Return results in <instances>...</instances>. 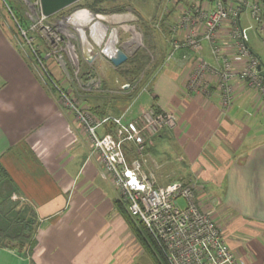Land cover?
I'll return each mask as SVG.
<instances>
[{
    "label": "crops",
    "instance_id": "0c3cea01",
    "mask_svg": "<svg viewBox=\"0 0 264 264\" xmlns=\"http://www.w3.org/2000/svg\"><path fill=\"white\" fill-rule=\"evenodd\" d=\"M167 1L164 28L196 3ZM201 5L212 6L210 2ZM173 11L177 16L171 20ZM241 21L244 26L250 23L245 12ZM11 26L8 21H0V164L12 183L11 202L30 207L38 224L36 245L28 251L0 247V264H152L118 210V192L103 173L99 154L73 114L61 106L54 85L19 44ZM231 28V24L223 25L217 42L240 67L244 61L237 59L229 37ZM184 34L179 30L167 39L181 40ZM164 39L167 44L161 66L123 117L128 123L150 107L177 116L174 129L159 132L147 143L143 169L153 175L157 186L174 181L165 154V148L170 147L176 152L174 156L189 166L183 178L186 183L208 186L221 181L227 206L246 215V221L230 220L238 235H232L226 244L241 264H264V98L236 80L232 105L223 114L214 76H208V97L187 88L199 57L217 65L209 44L202 42L199 54L177 50L167 61L170 48ZM256 46L250 38L249 47L264 69ZM50 59L44 56L46 64ZM100 60L111 72L107 77L118 83V67L103 57ZM58 63L60 74L65 75L63 88L79 104L87 107L82 100L94 95L96 99L90 98V104L97 114L120 108L118 96L123 93L118 91L110 97L107 94H114L111 88L102 92L101 87L92 88V81L86 78L85 83L72 85L66 76V64ZM112 131L110 123L100 130ZM215 221L221 222L222 229L229 224L224 216H217Z\"/></svg>",
    "mask_w": 264,
    "mask_h": 264
},
{
    "label": "built area",
    "instance_id": "2783aa9c",
    "mask_svg": "<svg viewBox=\"0 0 264 264\" xmlns=\"http://www.w3.org/2000/svg\"><path fill=\"white\" fill-rule=\"evenodd\" d=\"M1 1L26 44L32 49L36 67L47 75L54 85L61 106L73 114L93 150L99 154L102 171L111 179L118 192V202L125 207L134 221L146 228L155 252L164 264H241L237 255L226 244L215 221L198 207L192 185L184 181H172L165 186H157L153 175L143 169L147 143L159 132L174 129L177 116L171 111L150 107L128 123L123 122L124 116L95 118L88 110L80 108L68 93L53 82L32 46L33 39L28 36V28L24 30L18 25L6 0ZM22 1L26 16L32 18L28 25L29 30L39 33L49 50H53H50L51 53L59 50L60 43L63 42L61 35L68 39L66 52L72 58H77V49H84L89 44L88 37L99 49V45L103 44L106 33L99 44L93 36V24L101 23L103 17L93 14L90 10L82 8L69 17L53 21L51 19H54L57 13L49 17L43 15L40 0ZM203 2H210L212 6L203 7ZM244 12L250 19L247 26L241 21ZM88 16H91V21L86 24L84 30L88 31L89 36L84 33V40L79 36V45L71 44L69 25L72 26L70 28L74 36L75 32L78 33L75 22ZM225 24L232 26L229 37L235 45L237 59L244 61L240 67L235 65L217 42V33ZM178 27L183 28L186 39L182 43H174L173 51L187 48L198 54L202 42H206L217 63L213 66L199 57L188 80L189 91L208 95V85L203 87L204 77L208 74L217 78L224 110L232 104L231 82L235 79L257 89L264 98V78L259 76L257 70L260 62L248 47L249 31L264 45V0H196L192 8L181 15ZM172 56L171 53L167 59ZM109 123L113 125V131L100 132ZM179 201L184 203L183 207L179 205Z\"/></svg>",
    "mask_w": 264,
    "mask_h": 264
},
{
    "label": "rangeland",
    "instance_id": "374dc122",
    "mask_svg": "<svg viewBox=\"0 0 264 264\" xmlns=\"http://www.w3.org/2000/svg\"><path fill=\"white\" fill-rule=\"evenodd\" d=\"M94 0H80L79 2L75 3L74 5L60 11L54 16V19L51 20H59L61 17H69L72 13L75 11L85 8L83 5H86V3H90ZM170 1V0H169ZM180 1V0H178ZM22 0H6V4L13 9V11H16L17 13H20L24 17V21H26L25 24H21V27L26 30L28 28V36L33 39L32 41V46L35 49L37 55L40 57L41 61L44 63V66L46 70L48 71V75L54 80L55 84L64 92L68 93L64 88V77L65 75L62 76L60 74V67L57 66L59 65L58 61L60 60L61 62L63 61L66 66H65V72L66 76L70 81H72V85H81L82 83H85L84 78H86L88 81H92L89 85L92 88H100L101 91L103 92L105 89H110L111 92L114 94L110 93L107 94L108 96H116V92L120 91V93H123L122 95H117L119 98L118 100V106L120 108H116V110L107 109L104 117H122L127 113L128 107L131 104L132 100L137 97L139 93H142L143 91L147 90V86L145 84L149 83L150 80H152L157 73V71L152 74V76L144 82V74H140L137 78L134 76H121L125 71L128 69H131L132 66L128 63V61L135 57L136 55L138 56H146L147 58L150 59L148 67H153V66H158L157 64L159 61H161V64L163 62V59L165 58V49L164 45L167 44L166 40L164 38H168V36L171 33L177 34L179 30H183V28L178 27V23L180 20L181 15L178 17L176 22L171 23L169 28H164L163 27V22H164V9L166 5H168L167 0H102L99 1L96 4V8L99 9L100 11H97L93 14L99 15L103 17L104 21H100L102 24H104L105 27H107V32L105 35V39L103 40V44L101 45V48L106 46L107 42L109 41V37L112 31H116L117 35V41L115 47L122 48L127 56L128 59L127 61L122 64V67L120 68L119 72L117 74L119 75V82L118 83H112L110 76L107 77L108 75H111V72H107L105 65L100 63V59L102 57L99 48L96 47V44L93 43L88 37V43L84 49L80 47L75 51V54L77 55V58H72L68 55L66 52L67 47L66 44L68 42V39L61 35L63 42L60 43L59 50L56 51V53H51L53 52L52 49L49 50L48 45L46 44L45 40L37 33L35 30H29V23L32 18H29L26 16L27 12L26 9L24 8V5L22 4ZM178 3V2H177ZM174 5V4H173ZM174 8V6H172ZM10 8V9H11ZM87 9V8H86ZM190 8L186 9L185 11L189 10ZM89 10V9H88ZM184 11V12H185ZM176 11H173L171 14V20L175 19L177 14H175ZM183 12V13H184ZM107 13V14H106ZM161 13L163 15H161ZM119 16V17H118ZM126 16V17H125ZM130 16V17H129ZM117 17V18H116ZM122 17V18H121ZM245 15L242 16L244 19ZM126 18V19H125ZM120 21H119V20ZM0 21L2 22H9L13 30L14 36L18 39V42L20 45H22L24 48H26L29 53L31 54V48L26 44L25 40L21 36L20 32L17 29V26L8 13L5 5L3 2L0 0ZM166 21V20H165ZM116 22H120L116 23ZM243 23V21H242ZM115 24V25H114ZM72 27L69 25V29L72 31L70 28ZM87 36H89L88 31L84 30ZM200 31V30H199ZM76 38L79 40V33L75 32ZM186 34V33H185ZM184 34V37H185ZM249 37L251 38L252 42L255 43L256 49L258 56L262 60H264V45L260 43V41L255 38V36L252 34L251 31L248 32ZM164 37V38H163ZM179 40L173 37L172 39H167L169 43V53H167L166 60L169 58V55L172 53H175L176 51H173V44L174 43H182L184 41V38ZM71 44L76 43L74 39H70ZM167 47V46H166ZM249 47V45H248ZM181 49H187V48H181ZM224 49V48H223ZM250 49V47H249ZM180 50V49H179ZM201 50V49H200ZM251 50V49H250ZM192 51V50H190ZM225 51V50H224ZM252 51V50H251ZM49 56L47 55L48 53ZM194 52V51H192ZM199 54V53H198ZM227 54V53H226ZM230 56L229 54H227ZM32 56V54H31ZM44 56L49 59L50 61L48 64L45 63L44 61ZM33 57V56H32ZM201 58V57H200ZM34 59V57H33ZM92 59V60H89ZM90 61V62H88ZM55 62L57 64H55ZM35 64H37L36 61H34ZM54 63V64H53ZM128 63V64H127ZM160 64V66H161ZM196 64V63H195ZM39 66V64H38ZM55 67L52 68V67ZM59 67V68H58ZM159 67V66H158ZM146 68V69H147ZM57 69V70H56ZM237 71L239 70L236 69ZM57 71V72H56ZM112 71V70H111ZM51 72V73H50ZM55 73L57 74L55 76ZM114 75V74H112ZM208 74L205 75L204 77V85H208L207 88L210 86V80H208ZM211 76V75H210ZM107 77V78H106ZM216 78V77H215ZM190 79V77H189ZM188 79V80H189ZM86 80V81H87ZM217 80V78H216ZM237 79L233 80L231 82V88H232V102H233V96H234V91H233V82L236 81ZM113 81V80H112ZM239 81V80H238ZM123 86H127V88H123ZM216 88L219 94V99H220V109L223 114H226L227 111L230 109V107L226 110L223 108L221 104V97H220V90L218 87V83L216 81ZM248 87V86H247ZM250 88V87H249ZM254 89V88H251ZM204 90V89H203ZM257 93V89H254ZM100 91V90H99ZM149 92V91H148ZM191 93H195L191 91ZM70 95V93H68ZM198 94V93H196ZM199 94H202L204 96H209L210 91L208 89V95L206 93L200 92ZM261 96V93H258ZM114 96V97H115ZM130 96L131 99L125 101V97ZM73 100L77 103V105L80 108L87 109V107H84L83 105L79 104L77 102V99L75 96H71ZM82 102V101H81ZM86 106V105H85ZM118 109V112H117ZM116 111V112H115ZM102 112V113H104ZM93 114V113H92ZM116 114V115H115ZM101 117V118H104ZM100 119V118H97ZM176 152L174 151L173 148H165V154L167 155L168 161H170V166L172 168V177L174 178V181H184L183 178H186L187 176L185 173L188 172L186 169L189 168V166L182 162L179 157L176 155L174 156ZM186 180V179H185ZM186 182V181H184ZM222 182L219 181L217 184H221ZM215 183H212L211 185L204 186L202 183L195 184V183H189V185H192L195 189L196 193V202L200 210H202L205 213H208L209 216L215 221V218L218 216L220 218L226 217L229 219V224L224 225L223 229L221 228V222L215 221V223L218 225V227L221 230V234L223 239L227 242L228 239L232 237V235H238V230H234V223L231 222L230 220L237 221V218H242L243 221H246V215L239 213L238 210H232L230 209L231 207L227 206L228 201L227 199L225 200L224 198V187L218 186ZM17 200V199H16ZM179 205L181 207L184 206V203L182 201H179ZM256 223L257 221H251ZM231 224V225H230ZM223 231V233H222ZM133 233V231H131ZM134 235V233H133ZM135 236V235H134ZM137 245L141 246L139 243L138 239L135 237ZM143 250V248L141 247ZM152 262V261H151ZM152 264H154L152 262Z\"/></svg>",
    "mask_w": 264,
    "mask_h": 264
},
{
    "label": "trees",
    "instance_id": "16d2710c",
    "mask_svg": "<svg viewBox=\"0 0 264 264\" xmlns=\"http://www.w3.org/2000/svg\"><path fill=\"white\" fill-rule=\"evenodd\" d=\"M99 1L102 0H94L90 3H86V5L83 6L95 13L100 11L96 8V4ZM11 11L18 25H23L26 23V21H24L23 15L13 11L12 8ZM149 62L150 59L146 56L136 55L128 61L130 66H132L131 69L125 71L121 76H134V78H137L143 73L144 76H146L144 78V82L146 83L152 74H154L159 69L158 66L161 64V61H159L157 63L159 65L157 67L151 66L147 68ZM121 67L122 65L117 68L118 72ZM90 98L94 100L96 99V96H89L82 100L87 106L86 110H88L91 114L93 113L92 115L95 118L104 117L106 112L101 113V115L97 114L95 109L90 104L92 101ZM129 99H131L130 96L125 97L126 102ZM11 184L12 183L7 172L0 164V247L17 249L19 251H28L36 245V231L38 224L37 219L30 207L23 205L19 206L18 203L11 202V196L14 191L11 189ZM117 207L119 212L126 219L135 237L138 239L141 247L151 258L152 262L154 264H164L163 260L156 254L153 241L150 238L146 228L142 224L134 221L121 203L117 202Z\"/></svg>",
    "mask_w": 264,
    "mask_h": 264
},
{
    "label": "water",
    "instance_id": "95a60500",
    "mask_svg": "<svg viewBox=\"0 0 264 264\" xmlns=\"http://www.w3.org/2000/svg\"><path fill=\"white\" fill-rule=\"evenodd\" d=\"M79 1L80 0H40V10L43 15L52 16ZM99 47L102 57L115 68L124 64L128 59L126 52L122 48H109L107 45L102 48L99 45ZM257 70L259 76L264 78V69H262L261 65Z\"/></svg>",
    "mask_w": 264,
    "mask_h": 264
},
{
    "label": "bare ground",
    "instance_id": "6f19581e",
    "mask_svg": "<svg viewBox=\"0 0 264 264\" xmlns=\"http://www.w3.org/2000/svg\"><path fill=\"white\" fill-rule=\"evenodd\" d=\"M47 17H49V16H47ZM90 21H91V16H88V17H86L83 20H79L78 22H75L76 30L78 31L81 40H84V33H85L84 27ZM116 23H119L120 24V22H116ZM93 33H94L93 36L95 37V40L99 44L102 41V39H103L102 37L106 33V27L103 26L101 23H97L96 22L95 24H93ZM69 34H70L71 38H73V39L76 40L77 45H79L80 44V41L76 38V36H73V32L69 30ZM116 43H117V35H116L115 32L112 31L111 34H110V37H109V41L107 42V47L113 48L116 45Z\"/></svg>",
    "mask_w": 264,
    "mask_h": 264
}]
</instances>
